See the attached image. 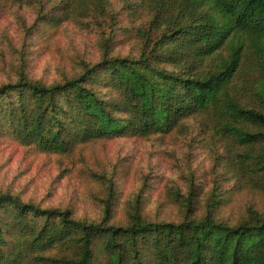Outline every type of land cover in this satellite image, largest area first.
Masks as SVG:
<instances>
[{
	"label": "trees",
	"instance_id": "16d2710c",
	"mask_svg": "<svg viewBox=\"0 0 264 264\" xmlns=\"http://www.w3.org/2000/svg\"><path fill=\"white\" fill-rule=\"evenodd\" d=\"M149 2L161 8L157 28L169 31L150 55L85 63L79 74L49 86L24 75L1 86L0 96L17 94L3 113L13 137L57 154L103 139H162L198 114L233 143L234 168L255 173L264 186V87L251 88L264 71L261 50L247 45L249 36L264 43V0ZM206 5L220 14L205 11ZM238 78L241 88L234 84ZM100 80L115 98L96 95L93 83ZM2 205L12 208L9 224L20 235L19 251L0 253L5 264H95L94 243L104 256L98 264H142L138 246L144 241L152 264H264V215L255 212L234 225L208 213L177 224L135 216L122 228L79 222L68 211L43 210L10 194L0 193ZM55 247L70 254L59 260L45 255Z\"/></svg>",
	"mask_w": 264,
	"mask_h": 264
},
{
	"label": "rangeland",
	"instance_id": "374dc122",
	"mask_svg": "<svg viewBox=\"0 0 264 264\" xmlns=\"http://www.w3.org/2000/svg\"><path fill=\"white\" fill-rule=\"evenodd\" d=\"M160 9L149 0H0V87L21 75L49 86L79 74L85 63L92 67L106 59L150 55L169 33L155 25ZM205 11L220 14L207 5ZM248 39V46L261 50L264 71V43ZM261 79L251 88L264 87ZM243 83L238 78L234 84ZM93 90L104 101L116 97L102 80ZM16 99L13 92L0 96V193L19 202L122 228L135 216L146 223L177 224L209 213L234 225L250 212L264 215V186L255 173L234 168L233 143L211 131L203 116L186 119L182 130L162 139H103L53 154L13 137L3 113ZM11 212L10 206H0L4 254L20 249L19 230L9 224ZM138 249L141 263L152 264L147 241ZM93 251L98 264L104 256L96 243ZM69 254L63 247L45 251L57 260Z\"/></svg>",
	"mask_w": 264,
	"mask_h": 264
}]
</instances>
